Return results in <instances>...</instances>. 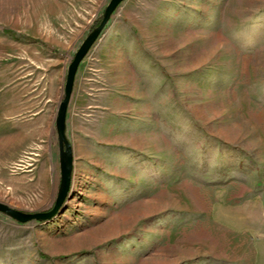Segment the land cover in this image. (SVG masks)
Here are the masks:
<instances>
[{
    "label": "rangeland",
    "instance_id": "rangeland-1",
    "mask_svg": "<svg viewBox=\"0 0 264 264\" xmlns=\"http://www.w3.org/2000/svg\"><path fill=\"white\" fill-rule=\"evenodd\" d=\"M110 1L0 0L1 203L52 209ZM66 135V204L0 213V264H264V0H124Z\"/></svg>",
    "mask_w": 264,
    "mask_h": 264
},
{
    "label": "water",
    "instance_id": "water-1",
    "mask_svg": "<svg viewBox=\"0 0 264 264\" xmlns=\"http://www.w3.org/2000/svg\"><path fill=\"white\" fill-rule=\"evenodd\" d=\"M124 0H111L106 7L102 16V21L85 39L71 64L67 69L66 82L64 85L63 97L59 103L58 111L55 119L56 132L59 141V155H60V170H61V183L58 191L57 199L50 211L47 212H25L20 209L14 208L7 204L0 202V213H3L21 224L31 221L45 222L52 220L57 213L64 207L69 194L72 190V176L74 166L73 147L69 142L67 131V114L73 94L76 76L80 64L88 55L90 49L100 37L104 28L110 21L112 15Z\"/></svg>",
    "mask_w": 264,
    "mask_h": 264
},
{
    "label": "trees",
    "instance_id": "trees-1",
    "mask_svg": "<svg viewBox=\"0 0 264 264\" xmlns=\"http://www.w3.org/2000/svg\"><path fill=\"white\" fill-rule=\"evenodd\" d=\"M101 21H102V17L96 21L95 26L93 27V30L100 25Z\"/></svg>",
    "mask_w": 264,
    "mask_h": 264
}]
</instances>
